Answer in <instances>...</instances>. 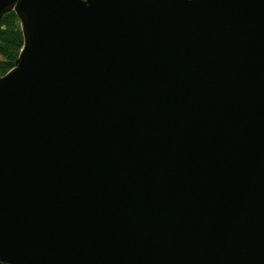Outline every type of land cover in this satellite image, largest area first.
<instances>
[{
	"label": "water",
	"instance_id": "1",
	"mask_svg": "<svg viewBox=\"0 0 264 264\" xmlns=\"http://www.w3.org/2000/svg\"><path fill=\"white\" fill-rule=\"evenodd\" d=\"M1 264H264V0H0Z\"/></svg>",
	"mask_w": 264,
	"mask_h": 264
},
{
	"label": "trees",
	"instance_id": "2",
	"mask_svg": "<svg viewBox=\"0 0 264 264\" xmlns=\"http://www.w3.org/2000/svg\"><path fill=\"white\" fill-rule=\"evenodd\" d=\"M22 46L19 21L13 11L0 18V76L14 66Z\"/></svg>",
	"mask_w": 264,
	"mask_h": 264
},
{
	"label": "flooded vegetation",
	"instance_id": "3",
	"mask_svg": "<svg viewBox=\"0 0 264 264\" xmlns=\"http://www.w3.org/2000/svg\"><path fill=\"white\" fill-rule=\"evenodd\" d=\"M1 264V263H0Z\"/></svg>",
	"mask_w": 264,
	"mask_h": 264
}]
</instances>
